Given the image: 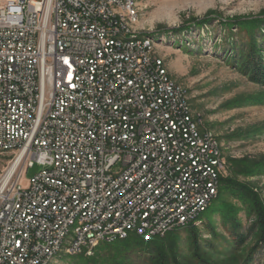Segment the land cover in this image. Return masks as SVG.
<instances>
[{
  "label": "built area",
  "instance_id": "built-area-1",
  "mask_svg": "<svg viewBox=\"0 0 264 264\" xmlns=\"http://www.w3.org/2000/svg\"><path fill=\"white\" fill-rule=\"evenodd\" d=\"M127 4L0 0V264H43L75 212L84 230L69 254H90L97 225L164 236L219 190L226 157L203 166L215 138L185 114L150 43L106 41L135 33L120 21Z\"/></svg>",
  "mask_w": 264,
  "mask_h": 264
},
{
  "label": "rangeland",
  "instance_id": "rangeland-1",
  "mask_svg": "<svg viewBox=\"0 0 264 264\" xmlns=\"http://www.w3.org/2000/svg\"><path fill=\"white\" fill-rule=\"evenodd\" d=\"M137 1L139 22L135 28L154 39L155 53L164 61L169 75L187 90L192 112L218 137L227 160L223 175L251 188L264 205V86L250 81L225 57L227 48L236 40L247 41L246 31L239 33L242 27L232 28L220 23L221 18L262 16L264 0ZM209 13L215 18L211 24L172 31L189 25L192 18H202ZM7 162L8 156L0 158V173ZM42 168L38 163L30 167L25 172L23 185ZM229 198L239 208V216L247 228L251 222L247 205L239 199ZM213 222L217 232L214 242L218 249H223L229 238L227 228L218 214L213 216ZM196 226L201 242L212 240L202 218ZM72 238L70 232L63 250L51 264H84L78 259L83 252L76 255L65 252ZM179 241L181 253L189 256L187 232L181 233ZM253 241L254 238L248 245ZM254 264H264V251L257 254Z\"/></svg>",
  "mask_w": 264,
  "mask_h": 264
},
{
  "label": "trees",
  "instance_id": "trees-1",
  "mask_svg": "<svg viewBox=\"0 0 264 264\" xmlns=\"http://www.w3.org/2000/svg\"><path fill=\"white\" fill-rule=\"evenodd\" d=\"M215 18L209 13L202 18H192L172 31L189 29L191 25L211 24ZM220 23L245 30L247 41L236 40L225 53L230 63L250 81L264 86V14L255 17L221 18ZM238 33V34H239ZM264 170V165H263ZM217 199L212 201L200 216L205 221V229L212 240L201 242V234L196 225L175 228L164 236L145 239L130 234L114 242H98L92 255L85 252L78 256L84 264H254L259 252L264 251V205L253 190L230 176H222ZM239 199L247 205L250 225L244 228L239 208L230 201ZM206 213V214H204ZM218 214L228 231L227 246L217 248V237L213 216ZM187 232L190 255L180 251L179 238ZM254 241L248 245L249 241Z\"/></svg>",
  "mask_w": 264,
  "mask_h": 264
},
{
  "label": "bare ground",
  "instance_id": "bare-ground-1",
  "mask_svg": "<svg viewBox=\"0 0 264 264\" xmlns=\"http://www.w3.org/2000/svg\"><path fill=\"white\" fill-rule=\"evenodd\" d=\"M120 21L123 26L128 30H132L135 33H125L123 31H116V33L106 34V41H120L124 42V45L141 44V42L147 41L150 43V56H152V61H157L160 65V69L163 70L165 79H167L170 85H173L175 89L180 93V103L185 105V114H190L193 118L194 125H200V132H204L209 135L210 138H215V155H207L203 157V166H212L214 162H217V156H223V151L220 146V141L218 137L208 128L204 127L202 119L192 112L191 105L188 98V93L185 88L180 84L175 82L169 75L168 70L164 65V61L155 53V41L149 35L137 31L135 28L136 23L139 22L138 13V1L128 0L127 5H120ZM219 190H215L209 201L203 202V207L199 208L198 211L191 213V219H183L172 225V230L176 227H184L188 225H198L200 223V216L206 211L208 206L218 195ZM84 212H75L70 219V224L68 230H63L61 234H58V241L54 244V247L49 248L48 254L43 257V264H51L53 258L63 250V245L66 237L70 232L73 233V238L70 241L68 247H66L65 252L69 254L72 244H77L78 239L81 238L84 230ZM130 235V234H129ZM128 235V236H129ZM142 236L140 234H137ZM127 235H118L113 237V227H105V225H97V231L87 234V242H93L90 246V254L93 252V248L98 242H114L117 239L126 238ZM144 237H151V226H144ZM107 238V239H106ZM150 239V238H149ZM83 252V249H73V254H78ZM72 254V255H73Z\"/></svg>",
  "mask_w": 264,
  "mask_h": 264
}]
</instances>
